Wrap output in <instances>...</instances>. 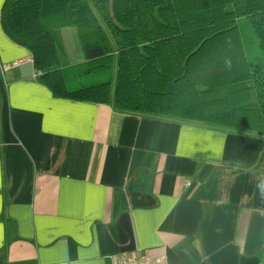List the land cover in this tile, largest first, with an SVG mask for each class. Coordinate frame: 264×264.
Instances as JSON below:
<instances>
[{
  "label": "crops",
  "instance_id": "1",
  "mask_svg": "<svg viewBox=\"0 0 264 264\" xmlns=\"http://www.w3.org/2000/svg\"><path fill=\"white\" fill-rule=\"evenodd\" d=\"M0 264H264V136L55 99L4 33ZM62 67L85 61L60 29Z\"/></svg>",
  "mask_w": 264,
  "mask_h": 264
},
{
  "label": "trees",
  "instance_id": "2",
  "mask_svg": "<svg viewBox=\"0 0 264 264\" xmlns=\"http://www.w3.org/2000/svg\"><path fill=\"white\" fill-rule=\"evenodd\" d=\"M1 25L55 99L264 136V0H6Z\"/></svg>",
  "mask_w": 264,
  "mask_h": 264
},
{
  "label": "built area",
  "instance_id": "3",
  "mask_svg": "<svg viewBox=\"0 0 264 264\" xmlns=\"http://www.w3.org/2000/svg\"><path fill=\"white\" fill-rule=\"evenodd\" d=\"M27 61L19 60L13 62L11 65H0V73L2 75L6 74L8 71L14 68H18ZM167 257L165 254L159 257H152L148 253H134V254H120L114 259L113 264H166Z\"/></svg>",
  "mask_w": 264,
  "mask_h": 264
},
{
  "label": "rangeland",
  "instance_id": "4",
  "mask_svg": "<svg viewBox=\"0 0 264 264\" xmlns=\"http://www.w3.org/2000/svg\"><path fill=\"white\" fill-rule=\"evenodd\" d=\"M89 3L92 4V0H89Z\"/></svg>",
  "mask_w": 264,
  "mask_h": 264
}]
</instances>
